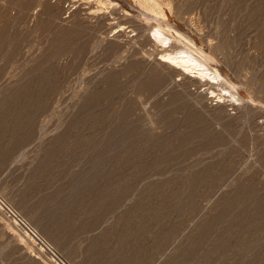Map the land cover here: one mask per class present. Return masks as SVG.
Masks as SVG:
<instances>
[{
  "label": "rangeland",
  "instance_id": "374dc122",
  "mask_svg": "<svg viewBox=\"0 0 264 264\" xmlns=\"http://www.w3.org/2000/svg\"><path fill=\"white\" fill-rule=\"evenodd\" d=\"M112 1L0 0V264H264V0Z\"/></svg>",
  "mask_w": 264,
  "mask_h": 264
},
{
  "label": "bare ground",
  "instance_id": "6f19581e",
  "mask_svg": "<svg viewBox=\"0 0 264 264\" xmlns=\"http://www.w3.org/2000/svg\"><path fill=\"white\" fill-rule=\"evenodd\" d=\"M141 1H144V3L148 4V3L152 2L153 0H141ZM97 2L100 4L107 5L106 8L110 7L111 5H114V2L112 0H97ZM100 7H98L99 10H100ZM104 7H101V9ZM113 7H115V5ZM154 7L156 8L155 5H154ZM93 8H96V7H93ZM98 8L94 9V10L97 11ZM94 10H92V11H94ZM153 11H155V10H153ZM160 14L163 15V13H160ZM122 25H123V23H122ZM175 32L180 39H181V37L183 38V35L180 32H178V31H175ZM149 38L152 41H159L165 47V49L163 50L162 53H160V56H159L160 63L162 62L164 64L171 66V67H174L175 69L184 73V75L186 74L189 77H192L195 79L208 81V83L209 82L216 83L217 85L219 84L220 86H223V83L225 84L228 82L229 84H231V86H234V83L229 82L217 68H212L210 66V64L208 63V58L202 53L201 50L192 47V45L194 46V44H193V41H191L189 38L185 37V40H187V42L189 43V45H186V47L181 46V48H177V49H176V47H175V49L173 47V49H171L172 44L174 43V39H177V38L168 34L166 32V30L164 28H162L160 25H158L154 28L153 33L150 35ZM221 91H223V92L215 93V90H211V93L213 95H215L218 100L223 99V97H225L227 95L230 97H233L236 94V92H234L231 89V87L229 88L228 86L222 87ZM236 97L238 99V96H236ZM30 227L33 230H35L31 225H30ZM28 235H30V234H28Z\"/></svg>",
  "mask_w": 264,
  "mask_h": 264
},
{
  "label": "built area",
  "instance_id": "2783aa9c",
  "mask_svg": "<svg viewBox=\"0 0 264 264\" xmlns=\"http://www.w3.org/2000/svg\"><path fill=\"white\" fill-rule=\"evenodd\" d=\"M0 202L2 203V205H0V207H1V209H3L4 213L6 214V216L8 218H10L11 220H13L15 223H17L22 228H25L26 232H30V234H32L34 236V238L36 237L39 241H41L43 244H45L47 246V244L45 243V241L41 238V236L35 230H33L30 227V224L20 214L19 211H17L10 204H7L6 202H3L1 199H0Z\"/></svg>",
  "mask_w": 264,
  "mask_h": 264
}]
</instances>
